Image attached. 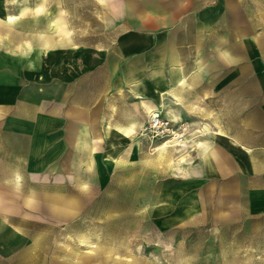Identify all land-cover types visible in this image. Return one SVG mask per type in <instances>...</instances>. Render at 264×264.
Wrapping results in <instances>:
<instances>
[{
    "label": "crops",
    "instance_id": "1",
    "mask_svg": "<svg viewBox=\"0 0 264 264\" xmlns=\"http://www.w3.org/2000/svg\"><path fill=\"white\" fill-rule=\"evenodd\" d=\"M156 110L182 143L150 146ZM138 169L160 233L264 259V0H0V264Z\"/></svg>",
    "mask_w": 264,
    "mask_h": 264
},
{
    "label": "rangeland",
    "instance_id": "2",
    "mask_svg": "<svg viewBox=\"0 0 264 264\" xmlns=\"http://www.w3.org/2000/svg\"><path fill=\"white\" fill-rule=\"evenodd\" d=\"M149 142L157 150L172 146ZM143 176L139 169L123 172L121 187L116 181L107 197L91 190L89 211L79 220L69 227L44 228L41 240L47 241V252L42 264H264L232 230L160 233L145 211ZM31 262L38 260H26V264Z\"/></svg>",
    "mask_w": 264,
    "mask_h": 264
},
{
    "label": "built area",
    "instance_id": "3",
    "mask_svg": "<svg viewBox=\"0 0 264 264\" xmlns=\"http://www.w3.org/2000/svg\"><path fill=\"white\" fill-rule=\"evenodd\" d=\"M149 124L152 139L160 142V145L170 144L174 146L185 140V129L177 127L161 111L156 110L150 114Z\"/></svg>",
    "mask_w": 264,
    "mask_h": 264
}]
</instances>
